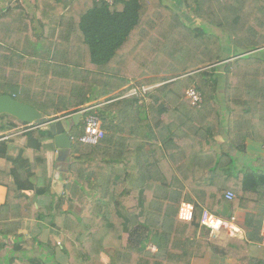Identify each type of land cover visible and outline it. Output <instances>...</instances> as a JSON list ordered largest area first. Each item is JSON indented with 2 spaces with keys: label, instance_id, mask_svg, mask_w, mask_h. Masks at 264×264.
<instances>
[{
  "label": "trees",
  "instance_id": "obj_1",
  "mask_svg": "<svg viewBox=\"0 0 264 264\" xmlns=\"http://www.w3.org/2000/svg\"><path fill=\"white\" fill-rule=\"evenodd\" d=\"M179 1L183 13L167 0H0V96L51 120L88 109L83 118L99 115L105 130L96 145L80 142L83 122L71 137L78 155L60 197L48 174L51 129L1 116L0 251L15 242L9 262L21 261L25 220L55 237L23 243L52 258L59 250L69 264L222 263L225 251L200 237L204 211L219 217L221 207L248 206L250 241H262L264 215L245 204L264 200V159L255 170L238 155L247 141L264 145V0ZM192 88L199 106L186 97ZM43 196L51 202L40 205ZM182 203L194 205L191 222L179 218Z\"/></svg>",
  "mask_w": 264,
  "mask_h": 264
},
{
  "label": "crops",
  "instance_id": "obj_2",
  "mask_svg": "<svg viewBox=\"0 0 264 264\" xmlns=\"http://www.w3.org/2000/svg\"><path fill=\"white\" fill-rule=\"evenodd\" d=\"M29 12L31 14L32 13L34 14L35 13L34 8L33 7L29 8ZM107 98L108 97H104V98L100 99V102H101L100 105L101 104L106 105L107 104V102H106ZM93 104H95L94 101L87 104V106H90ZM93 107L94 108H101L102 106L95 104ZM59 115H64V113L60 112ZM72 116L73 115L65 117V118H72ZM82 122H83V118H82L81 124H82ZM81 124H80V126H81ZM75 127H77V126H75ZM71 137H73V134H71ZM226 138H227L226 134H225V136L218 138L217 139L218 143L221 144L223 142V140H225ZM246 147H247L246 152L242 155L241 154L238 155L240 163L242 165L244 164V166H245V165H247L246 163L248 162L249 166H251L252 169L258 170L260 168L259 160L264 159V145L260 142L247 141ZM77 155L78 154L73 152L72 147H71L70 153L61 154L60 149H58L54 143V148L47 155V157H48V174L52 180L51 181V183H52L51 184V190H52L53 195L55 194V195H58L61 197L65 193L66 183L69 180L73 179V175L71 174L69 168L72 165V163L76 160ZM235 155H236V152H235ZM34 171L37 172V170H34ZM262 190H264V189H262ZM26 194L33 198V196H32L33 192L28 191V192H26ZM262 195L263 194H258V196H262ZM129 197L134 198L132 196H129ZM6 198H7V189L3 186H0V205L5 203ZM36 201L40 205H46V204H49L51 202V197H48V196L38 197L36 199ZM257 202H252V203H248L245 205H252L250 207L255 211L253 213L260 212V213H263V215H264V200H258ZM243 207H245V208H243ZM243 207H239L235 210L232 208H228V207H221L220 210L218 211V216L221 217L222 219L223 218L225 219L227 217L228 218L234 217L236 219V224L238 227L241 228L242 233L239 236L235 235V237H240L242 235H244V238L246 237V240L249 242V245L247 246L246 249H247V252L250 255V257H252L254 255H259V256L264 255V245L262 244L263 240L261 242L250 241V238H251L250 234H251V232H253V230L248 228V226L246 224V221H247L246 219H247V214L252 212V211H249V209H247L248 206L247 207L243 206ZM64 209H67V205L64 207ZM24 222L26 223V228L21 231V235L23 237L21 238V240L17 241V243L20 242V244L22 246V251L15 253L16 258H19L18 255L21 253L24 256L23 260L25 259L29 262V264H31L30 260L34 259L33 257H29V250L31 249L32 251H35L36 254L38 253L37 252V250H38L39 251L38 254L41 255L40 257H42L44 261L45 260L46 261L54 260L56 264H69L68 258L59 250L55 253V258H52L48 250H41L38 245L28 246L26 243H23V242H26L28 239H32L33 237H35L39 234L42 235L44 242L47 241L49 237H53L55 235V231L52 228L42 227L36 221L25 220ZM262 228H263V222H262V227H261L259 237H262ZM222 233H226L227 236H230L227 232H222ZM200 237L206 238L212 244H214L216 247L225 251L226 256H224V261L222 263H220L218 261V264H240L241 263L238 260H236L235 258H230L228 255V252L225 250L226 247L222 248L219 245L220 241L222 239V237H221V235H219V233H212L210 230H208L206 228H202L200 230ZM56 238H58V237H56ZM12 243L15 245V242H12ZM10 249L11 248H7V249H4L3 251H0V252L5 253L6 257L8 256L10 258V254L8 253V251L10 252ZM11 251H13V249H11ZM7 253H8V255H7ZM1 254H0V256H1ZM6 257H2V258L6 259ZM19 259L21 260L20 264H22V262H23L22 258H19ZM103 261H105V258H103ZM5 262L6 261H4V263ZM248 263H249V261H248Z\"/></svg>",
  "mask_w": 264,
  "mask_h": 264
},
{
  "label": "built area",
  "instance_id": "obj_3",
  "mask_svg": "<svg viewBox=\"0 0 264 264\" xmlns=\"http://www.w3.org/2000/svg\"><path fill=\"white\" fill-rule=\"evenodd\" d=\"M99 2H103L109 5H113L116 0H97ZM130 93V96H144L147 92H149V87L143 88H134ZM186 97L191 101L192 106H199L203 102L202 94L196 89H189L186 93ZM88 110H83L79 112L80 114H85ZM78 114V113H77ZM83 130L84 133L80 137V142L87 145H96L102 140L105 136V130L103 127V120L97 114H90L83 118ZM236 195L227 191L225 193L226 201L232 202L235 200ZM194 205L191 203H182L179 211V218L185 222H191L194 217ZM202 227L210 230L212 233L223 232L225 230L232 233L233 236L241 234L242 230L236 224V219L232 218L230 221H225L220 219L219 217L213 215L208 210L204 211L202 218ZM262 244L264 245V220H263V228H262ZM156 249H154L155 251Z\"/></svg>",
  "mask_w": 264,
  "mask_h": 264
},
{
  "label": "water",
  "instance_id": "obj_4",
  "mask_svg": "<svg viewBox=\"0 0 264 264\" xmlns=\"http://www.w3.org/2000/svg\"><path fill=\"white\" fill-rule=\"evenodd\" d=\"M9 115L22 123L35 126V128H49L54 135V143L61 154L70 153L72 147L71 131L80 126L83 114L73 115L72 118L51 120L40 111L21 103L6 95L0 96V123L1 116Z\"/></svg>",
  "mask_w": 264,
  "mask_h": 264
},
{
  "label": "rangeland",
  "instance_id": "obj_5",
  "mask_svg": "<svg viewBox=\"0 0 264 264\" xmlns=\"http://www.w3.org/2000/svg\"><path fill=\"white\" fill-rule=\"evenodd\" d=\"M168 2H170V3H172V5L174 6V8H176L177 10H179L181 13H183V7H182V5H181V3H180V1L179 0H167ZM28 4H31L32 5V2L31 1H29V3H27V5ZM26 5V4H25ZM213 32H215V31H213ZM157 86H154V87H151V88H149V91H152L154 88H156ZM133 91H130L129 93H127L124 97L125 98H127L128 96H130V93H132ZM145 96V95H144ZM144 96H142V95H140V97H144ZM103 105V104H102ZM91 107H93V106H91ZM85 110H88V109H85ZM83 111V110H82ZM82 128L80 127V126H77V127H74L73 129H72V131H71V133L70 134H73V136L74 137H76V138H79L81 135V132H82V130H81ZM83 133V132H82ZM3 165V164H2ZM239 165H242L241 163L239 164ZM244 168H245V166H244ZM92 200V199H91ZM120 201H121V203H122V205H124V207L127 209V210H135L136 208H137V206H138V202H137V200L136 199H134V198H131V197H129V196H127V197H121L120 198ZM230 218H226V220H229ZM223 232H227L230 236H227V234L226 233H222V232H218L219 233V235H221V237H222V239H221V241H220V246L223 248V247H226L225 248V250L228 252V255H229V257L230 258H235L236 260H238L239 262H241L240 264H249L248 263V261H250V259H251V257H250V255L248 254V252H247V246L249 245V242L246 240V237L244 238V235H242V236H240V237H235V236H233V234L232 233H229V231H227V230H225V231H223ZM221 233V234H220ZM240 234H238L237 236H239ZM15 245L12 243V242H10L9 243V245H8V247H6V248H4V249H7V248H11V249H13V247H14ZM11 249H10V251H11ZM155 248H153V250H154ZM3 251V250H2ZM8 251V250H7ZM6 252V251H5ZM37 252L39 253V251L37 250ZM2 253V254H1ZM8 253L10 254V259L11 258H14L13 256H12V253L11 252H9L8 251ZM8 253H7V255H8ZM36 254L35 253V251H32L31 249L29 250V257H33V258H41V259H43L42 257H40L41 255H39V254ZM0 254H1V256H0V264H9V263H11V264H15V263H13V262H9L8 260H9V257L7 256L6 257V255H5V253H3V252H0ZM2 257H6V259H4V258H2ZM18 257L19 258H22V264L24 263V264H29V262L27 261V260H23V258H24V256H23V254H19L18 255ZM103 258H105V261H104V263L105 264H107L108 263V258L106 257V256H103ZM4 261H6L5 263H4ZM20 264V263H19ZM45 264H56L55 263V261L54 260H48V261H46L45 260Z\"/></svg>",
  "mask_w": 264,
  "mask_h": 264
}]
</instances>
